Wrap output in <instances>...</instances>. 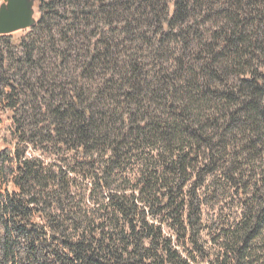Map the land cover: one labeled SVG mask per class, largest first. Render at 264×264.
<instances>
[{
	"label": "trees",
	"instance_id": "16d2710c",
	"mask_svg": "<svg viewBox=\"0 0 264 264\" xmlns=\"http://www.w3.org/2000/svg\"><path fill=\"white\" fill-rule=\"evenodd\" d=\"M35 7L0 36V264H264V0Z\"/></svg>",
	"mask_w": 264,
	"mask_h": 264
},
{
	"label": "rangeland",
	"instance_id": "374dc122",
	"mask_svg": "<svg viewBox=\"0 0 264 264\" xmlns=\"http://www.w3.org/2000/svg\"><path fill=\"white\" fill-rule=\"evenodd\" d=\"M1 3H2V0H0V4ZM37 17H38V14H37L36 7H35V19ZM12 35L22 36L23 31L13 33ZM3 147H5V145L0 143V151L2 150ZM29 154H31V152H29L27 154V156H29ZM236 200H237V198L235 197L234 199L232 198V199H228L226 201H221L220 205L215 206L211 210H206L205 214H204V218H203L204 226H206L208 228L209 227L212 228L211 226L213 224V222H212L213 219L211 220V218H215L216 216H218L220 219V225H226V224L232 222L236 218L237 214L239 213ZM149 220L151 222H154L157 225H161V222H162L161 219L154 218L152 216L149 217ZM170 225L171 224L166 225V222H164V224H162V228H163L166 236H168V237L170 235L173 236V243L172 244L177 246V235H176V232H173V230L170 228ZM205 236H206V234L204 232L203 237H202V239L204 238L203 239L204 245H205L204 247L206 249H209V248H211V244H210V242L207 244V239L205 238ZM183 243H184V241L181 239L180 251H181L182 257L183 256L187 257V254H186V251H187V252H190L191 256L194 257L195 264H204V262L199 257H197L195 254H192L191 250H189V248H188V245H187V247H184L182 245ZM211 258L213 259L214 257L211 256Z\"/></svg>",
	"mask_w": 264,
	"mask_h": 264
},
{
	"label": "water",
	"instance_id": "95a60500",
	"mask_svg": "<svg viewBox=\"0 0 264 264\" xmlns=\"http://www.w3.org/2000/svg\"><path fill=\"white\" fill-rule=\"evenodd\" d=\"M36 23L34 0H2L0 36L27 31Z\"/></svg>",
	"mask_w": 264,
	"mask_h": 264
}]
</instances>
